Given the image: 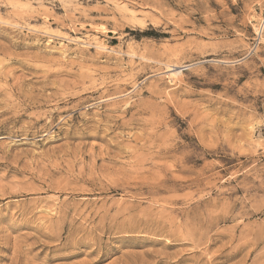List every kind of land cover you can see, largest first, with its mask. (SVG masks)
<instances>
[{"label": "rangeland", "instance_id": "obj_1", "mask_svg": "<svg viewBox=\"0 0 264 264\" xmlns=\"http://www.w3.org/2000/svg\"><path fill=\"white\" fill-rule=\"evenodd\" d=\"M0 48V264H264V0H0Z\"/></svg>", "mask_w": 264, "mask_h": 264}, {"label": "bare ground", "instance_id": "obj_2", "mask_svg": "<svg viewBox=\"0 0 264 264\" xmlns=\"http://www.w3.org/2000/svg\"><path fill=\"white\" fill-rule=\"evenodd\" d=\"M103 31L108 32V33L110 32V31L107 30L106 28H103ZM114 33H115V32H114ZM12 45H13V44H12ZM15 45H16V44H15ZM13 47H14V46H13ZM2 50H3V49L0 48V52H1V53H2ZM3 52H5V51H3ZM140 55H141V54H140ZM146 55H147V54H146ZM34 57H35V56H34ZM34 57H33V58H34ZM39 57H40V56H39ZM101 57H102V56H101ZM144 57H145V56H144ZM150 57H151V56H150ZM150 57H149V58H150ZM35 59H37V58H35ZM35 59H32V60H35ZM145 59H146V58H145ZM148 60H149V59H148ZM39 61H40V60H39ZM41 62H44V61H41ZM0 63H1V62H0ZM1 65H2V64H1ZM26 65H27V64H26ZM166 66H167V65H166ZM4 69H5V68H4ZM167 69H168V68H167ZM124 70H125V69H124ZM5 71H6V70H5ZM5 71H4V72H5ZM1 72H3V71L1 70ZM4 72H3V73H4ZM46 74H47V73H46ZM4 75H5V73H4ZM0 77H1V76H0ZM22 77H23V76H22ZM81 78H82V77H81ZM82 79H84V78H82ZM79 81H80V80H79ZM76 83H77V82H76ZM82 84H83V83H82ZM82 84H81V85H82ZM14 85H15V84H14ZM78 85H79V84H78ZM31 102H32V101H31ZM124 103H125V102H124ZM29 104H30V103H29ZM42 105H43V104H42ZM126 105H127V104H126ZM112 111H113V110H112ZM1 114H2V113H1ZM1 114H0V115H1ZM115 115H116V114H115ZM122 117H123V116H122ZM62 120H63V119H62ZM99 120H100V119H99ZM176 234H177V233H176Z\"/></svg>", "mask_w": 264, "mask_h": 264}]
</instances>
